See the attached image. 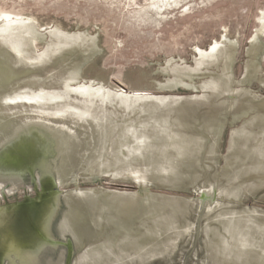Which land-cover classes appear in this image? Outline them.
Segmentation results:
<instances>
[{"label":"rangeland","instance_id":"rangeland-1","mask_svg":"<svg viewBox=\"0 0 264 264\" xmlns=\"http://www.w3.org/2000/svg\"><path fill=\"white\" fill-rule=\"evenodd\" d=\"M0 264H264V0H0Z\"/></svg>","mask_w":264,"mask_h":264},{"label":"bare ground","instance_id":"bare-ground-1","mask_svg":"<svg viewBox=\"0 0 264 264\" xmlns=\"http://www.w3.org/2000/svg\"><path fill=\"white\" fill-rule=\"evenodd\" d=\"M76 86H79V88H77V92L75 93V96L78 99L83 100L85 98H90V99L93 100V102H95L97 100V98H101V97H98L99 95H103L105 97V95L102 94L103 92L94 89L89 84H86L84 82H81L79 84H76ZM122 98L124 99V101H126L125 98H127L128 99L127 102L128 103H131V104L132 103H135V102H144V103H147L149 101V99H147L148 97H144V96H141V95H133V94H127L126 96H123ZM50 99L51 100H59L58 98H50ZM41 100H44V99L41 98ZM99 102L107 103V101L105 99L99 100ZM102 106H105V104H102ZM138 134L143 135L144 137H139V136H137ZM135 135H136V139L139 140V142H140L141 145L142 144L145 145V146L150 145V142L148 141L149 140V137L146 136V134L135 132ZM133 154H134V152L132 150H129V151L126 152V155L129 157V159L127 160V163L130 162V161H133V159H134V158H132ZM119 155L122 156L123 154L122 153H119ZM120 156L118 157V162H120V165H124L125 162H121L120 161L121 160V157Z\"/></svg>","mask_w":264,"mask_h":264},{"label":"crops","instance_id":"crops-1","mask_svg":"<svg viewBox=\"0 0 264 264\" xmlns=\"http://www.w3.org/2000/svg\"><path fill=\"white\" fill-rule=\"evenodd\" d=\"M46 194H47V193H46ZM42 198H43V197H42ZM42 198H41V199H37L38 203L41 202V201H43ZM23 216H24V219H25V215H23ZM22 220H23V219H22ZM20 221H21V220L18 221L17 225H21V222H20Z\"/></svg>","mask_w":264,"mask_h":264}]
</instances>
